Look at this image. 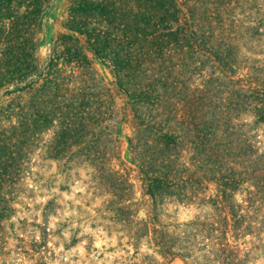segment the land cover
<instances>
[{"label":"trees","instance_id":"1","mask_svg":"<svg viewBox=\"0 0 264 264\" xmlns=\"http://www.w3.org/2000/svg\"><path fill=\"white\" fill-rule=\"evenodd\" d=\"M68 1L63 30L50 38L39 63L35 31L49 0H0V217L12 211L8 194L29 175L27 162L39 143L38 157L88 163L134 242L146 234L160 256H178L181 264H249L264 257L263 241L243 239L254 232L233 199L242 182H249L248 194L263 188L264 151L243 149L242 132H224L231 115L247 112L264 122V61L254 50L264 36V0ZM95 63L111 67L109 83L122 95L121 108L109 102ZM121 124L130 129L125 135ZM49 129L42 139L38 132ZM107 131L124 136L127 161L150 204L143 217L134 208L131 181L103 162ZM177 131L193 135L184 141ZM183 145L191 147L185 159ZM120 185L126 187L121 196ZM201 185H213L211 200L227 212L221 208L220 221L197 220L208 241L192 255L183 244L189 230L161 224L156 207ZM51 202L42 203L40 217Z\"/></svg>","mask_w":264,"mask_h":264},{"label":"rangeland","instance_id":"2","mask_svg":"<svg viewBox=\"0 0 264 264\" xmlns=\"http://www.w3.org/2000/svg\"><path fill=\"white\" fill-rule=\"evenodd\" d=\"M48 4L35 31V36L40 39L36 50L39 63L46 57L50 38L63 30L61 23L69 1L49 0ZM257 42L259 44L254 45L255 56L264 61V36ZM95 67L103 82L107 83L105 94L112 98L109 102L121 108L122 95L109 83L113 79L111 67L101 63H95ZM119 113L114 119H118ZM231 113L232 108L229 107L228 114ZM229 119L227 132L224 130L226 134L232 131V136L236 137L242 132L245 139L241 145L243 149L264 151V122H256L247 112L231 115ZM121 127L120 134L125 135L130 131L122 124ZM107 132V138L101 137V145L105 147L103 162L120 169L122 172H118L131 181L134 208L137 207V215L143 217L150 204L147 196L141 193L134 166L127 161L124 136L118 134L116 138L112 131ZM177 132L184 135V141L193 135L191 131ZM38 133L42 139H46L51 129ZM38 146L39 143L31 151L30 161L27 162L29 175L25 174L22 182L17 183L13 195L8 194L12 211L6 218L0 217V264H181L178 256L170 260L160 256L157 248L148 243L146 234H140L134 242L130 228L119 222L107 205L109 192L105 190L104 183L103 186L98 185L97 179L100 178L88 163L71 162L67 166L61 159L38 157ZM116 146L119 147L118 151ZM190 150L189 145H183L181 154L184 159ZM120 157L123 162L118 161ZM121 186L118 191L120 196L126 193V187ZM250 190L249 182L245 181L233 194V199L240 203L236 208L237 213L254 232V235L242 236L247 241L252 239L254 243L264 242V186L259 192L248 194ZM213 191V185H210V189L201 185L180 201L175 197H165L156 207V217L161 224L170 229L178 226L175 229L185 227L189 230L183 244L192 255H198L199 248H203L204 242L208 241L204 237L206 227L205 230L199 229L197 220H204L205 223L220 221L221 208L224 214L227 212L220 201L215 198V201L211 200L209 194ZM246 195L250 196L249 201L245 199ZM48 198H52L51 210L42 218L40 209ZM130 206H133L132 202ZM143 230V227H137L138 233ZM249 264H264V257L257 256Z\"/></svg>","mask_w":264,"mask_h":264}]
</instances>
